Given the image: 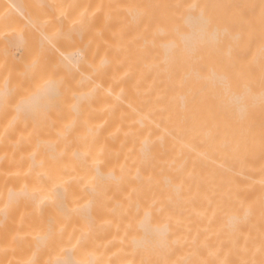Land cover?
<instances>
[{"label": "bare ground", "instance_id": "bare-ground-1", "mask_svg": "<svg viewBox=\"0 0 264 264\" xmlns=\"http://www.w3.org/2000/svg\"><path fill=\"white\" fill-rule=\"evenodd\" d=\"M0 264H264V0H0Z\"/></svg>", "mask_w": 264, "mask_h": 264}]
</instances>
